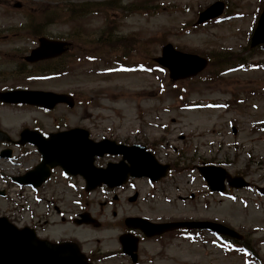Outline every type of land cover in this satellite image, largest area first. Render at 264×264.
Here are the masks:
<instances>
[{
  "label": "rangeland",
  "instance_id": "1",
  "mask_svg": "<svg viewBox=\"0 0 264 264\" xmlns=\"http://www.w3.org/2000/svg\"><path fill=\"white\" fill-rule=\"evenodd\" d=\"M217 1L0 0V90L21 86L71 93L75 106L52 113L58 126L84 127L95 137L117 134L159 142L160 158L175 168L163 181L169 194L153 207V215L222 221L243 233L249 247L222 243L210 234L195 243L162 239L142 245L139 264H264V194L259 190L264 189V48L250 45L264 0H222L226 10L221 17L196 25L199 13ZM42 35L73 44L57 60L33 66L23 62ZM169 42L210 58L209 67L172 80L167 69L154 65ZM124 53L131 58L128 64L136 62L121 70L134 71H110L107 62ZM141 60L150 68L138 72ZM20 71L38 76L27 79L25 73L17 75ZM37 121L47 129L55 126L35 108L0 106V127L11 135ZM206 159L244 176L251 186L230 189L228 197L208 194L194 169ZM60 190L61 185H47L41 192L46 197ZM66 197L65 205L73 207L72 194ZM50 199L35 204L32 212L20 200L0 197V215L14 217L18 225L37 223L44 230L40 235L54 241L64 240V231L88 236L69 226V214L75 211L64 206V197ZM113 206L130 210L124 200ZM111 210V205L103 210L110 220ZM117 233V228L97 231V244L117 249ZM122 259L113 263L129 264Z\"/></svg>",
  "mask_w": 264,
  "mask_h": 264
},
{
  "label": "flooded vegetation",
  "instance_id": "2",
  "mask_svg": "<svg viewBox=\"0 0 264 264\" xmlns=\"http://www.w3.org/2000/svg\"><path fill=\"white\" fill-rule=\"evenodd\" d=\"M23 57V56H22ZM21 57V58H22ZM22 61L24 59L22 58ZM13 88H20V87H4L1 90H7V89H13ZM0 106H7L13 107H31L35 108L39 111H42L47 115L51 123L54 122V127L51 129H47L46 125L42 121H37L35 123H32L31 126H24L18 135H11L8 131L0 127V169L3 170L0 174V179L6 178L7 180H11L14 182L15 178H20L27 170L35 168L43 159L42 153L39 151V147L37 146L38 143L42 142L44 139L49 138L50 135L54 132H58L62 129H64V126H58L57 117L54 116L52 113L57 108L61 107L64 108L65 104L61 103L55 106L54 109H46V108H40L32 105L27 104H10V103H3L0 102ZM56 118V120L54 119ZM64 120V115L61 112L60 113V124L61 121ZM26 127H29L32 131L39 132L42 135L32 134L30 136L31 141L33 143L29 144H21L22 140V130ZM4 132V133H3ZM91 137L95 139L96 141H103L104 138H109L111 140H115L117 144H124V145H132V144H142L147 146V150L149 152H152L156 158L162 162V163H169L166 159L160 158L159 152L160 149H158L159 142H156L154 139L149 140H137L133 141L131 138L127 136H118L117 134L111 135V136H101V137H95L91 134ZM114 143V146H110V149L113 153H106L102 156H98L95 159L96 166L102 168L106 167L110 163H122L125 161V163L130 167L132 163L128 160V158H124L123 154H119L116 151L119 149V147ZM25 160H32V164L29 165ZM210 163V161L202 160L201 163H198L195 165L194 169L197 170V165L207 164ZM172 166V171L175 168L174 162H170ZM24 167L22 168V166ZM5 171H9L8 173H13V175L8 176L5 174ZM51 174L50 177L46 182L43 183V185H61V190L59 193L50 194L45 197V200L52 201L50 198L52 197H64V206H67L68 210L71 212L75 211V214H69L68 217V223L69 226L75 228L76 223H78L79 220H82L84 218L90 219L91 217L96 219V223L99 225L98 227H95L92 223H81L77 226L84 227L86 231L88 232V236L82 237V236H75L72 235L71 231H64V240H77L80 245L82 246L83 250L88 255V258L96 263V264H115L113 263V259L109 258L110 255L113 253H108L112 251L113 249H106L104 246H101L100 244L96 243V239H94V232H97L101 229L106 228H116L118 229L117 233V239L118 236L122 233H132L139 237L140 240V246L141 243L147 240H159V239H171L175 236H181L182 238H191L194 239L195 237L199 235L203 236L205 234L210 233L209 231L205 230H198V229H188L186 227L166 232L159 236H154L151 238L145 237L143 232L139 228H133L135 225L134 223H131L128 225L126 223L127 218L129 217H142L145 219H149L153 222H166V221H174V220H194L198 219L196 216H193L189 214V216H180V214H174L170 217H164L163 215L156 214L157 216H154L153 207L159 204L161 200H163L164 197L168 196L169 190L167 187H165L164 180H153L152 178H138L133 177L130 174L128 175V178L123 182V184L118 188H109L106 184H102L98 186L93 191L87 190V185L82 176L79 175H71L64 172V168L62 167H55L50 168ZM198 173V170H197ZM32 180L37 181L39 177L31 178ZM72 194V197L74 199L73 201V207H69L68 205H65L67 203V197L66 195ZM211 192H209L210 194ZM92 196V197H91ZM193 197L194 195L191 194ZM179 198L181 200H187V196L179 195ZM126 201L129 204V211H123L120 212L117 209L114 208V204H116L119 201ZM111 205V215L114 219L110 220L103 214V210L106 208V206ZM92 206V209L91 207ZM56 211H61L57 205H55ZM107 213V211H105ZM67 211L64 210V221L66 218ZM121 214V215H120ZM73 215V216H72ZM72 216V217H71ZM205 220H208L210 218L207 217L204 218ZM98 220V222H97ZM201 220V219H200ZM116 224L114 227H110L111 224ZM31 225H34V227L40 231L43 232V227H41L39 224L32 222ZM65 230H68L66 228ZM79 238V239H77ZM100 240V239H98ZM139 246L138 252L140 254L141 248ZM108 250V251H107ZM123 255V254H122ZM126 256V255H124ZM129 258L128 256H126ZM108 258V259H106Z\"/></svg>",
  "mask_w": 264,
  "mask_h": 264
},
{
  "label": "water",
  "instance_id": "3",
  "mask_svg": "<svg viewBox=\"0 0 264 264\" xmlns=\"http://www.w3.org/2000/svg\"><path fill=\"white\" fill-rule=\"evenodd\" d=\"M224 4L218 2L201 13L199 23L219 15L223 10ZM40 46L32 51L27 57L30 61L41 58L52 57L65 51V43L62 41L40 39ZM264 42V11L261 15L259 25L253 36L252 46ZM160 63L170 69L171 77L174 79L184 78L197 74L208 63L206 58L195 54L182 53L174 49L172 44H167L163 48V56L157 59ZM0 100L8 102H27L43 106H51L59 101H66L71 106L74 100L71 95L59 94L51 91L39 90H13L0 92ZM27 132L24 133L26 136ZM44 163H61V149H64V167L73 171H80L87 174L88 180L92 186H95L99 180H106L107 176L114 173L112 168L106 170L91 169L87 155L102 154L105 149L88 139V132L84 129L76 128L65 133H60L53 137L49 142L43 143ZM104 147V146H103ZM121 152H124L134 162L133 172L138 171L140 176L152 175L158 168L150 154H145L139 146L127 147L121 146ZM142 149H145L142 148ZM150 155V156H149ZM167 168V166L165 167ZM204 177L213 186L214 189L222 188L218 183L225 177L229 178L232 186L241 187L247 183L242 177L232 178L226 171L220 167L209 166L202 169ZM222 173V174H220ZM35 172H29L28 176ZM164 174V173H162ZM94 183V185H93ZM114 184H119L114 183ZM113 185V184H112ZM189 224V223H181ZM180 224H158L153 227L158 232L171 229ZM190 226H207L211 229L226 233L235 234L231 229L214 222H190ZM126 251L133 254L136 246H131L126 242ZM0 264H91L76 244L63 242L52 243L37 237L34 230L30 228L20 229L11 223L8 218L0 217Z\"/></svg>",
  "mask_w": 264,
  "mask_h": 264
}]
</instances>
